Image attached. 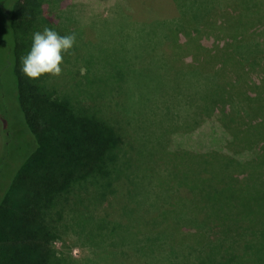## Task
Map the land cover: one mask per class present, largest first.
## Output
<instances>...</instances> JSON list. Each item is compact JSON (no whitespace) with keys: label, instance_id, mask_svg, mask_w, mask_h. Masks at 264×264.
Masks as SVG:
<instances>
[{"label":"rangeland","instance_id":"obj_1","mask_svg":"<svg viewBox=\"0 0 264 264\" xmlns=\"http://www.w3.org/2000/svg\"><path fill=\"white\" fill-rule=\"evenodd\" d=\"M173 1L69 0L65 4L62 0L61 10L54 16L61 17L56 19L64 35H76V46L92 42L95 34L110 45L115 42L114 25L104 17V9L110 11L115 5L129 18L163 17L161 24L170 22L178 30L176 41L168 31L163 46L153 44L160 40L156 29L161 26L151 34H130V43H141L137 46L151 50L152 58L154 52H161L163 63L158 66L129 77L118 71L114 74L113 68L103 65L93 70L111 85L101 105L128 148L124 146L118 155L124 166L112 181L109 202L65 206L85 220L86 232L91 228L84 217L86 206L90 221L106 224V229L94 230L93 241L72 232L56 242V250L68 253L69 249L74 260L95 252L88 244L100 246L110 241L107 251L126 255V264H166L165 249L180 245V240H172L173 231H181L186 220L211 228L212 238L219 237L222 230L227 235L232 230L236 236L247 231L252 238L263 237L264 229L256 225L262 217L257 209L264 203V56L255 52L264 46V0ZM177 1L187 6L186 14ZM42 10L51 16L45 5ZM100 15L104 18L98 21ZM85 47H75V53L97 55L96 50ZM109 49L111 58L121 62L112 54L115 49ZM133 61L130 58L129 63ZM61 77L62 82L68 80ZM246 94L253 101V113L244 104ZM11 98L1 93L0 109L12 106ZM222 106L229 108L224 116L218 112ZM232 134L236 135L233 139ZM25 143L24 135H17L11 151L3 155L6 165L11 156L21 157L19 151ZM173 207H179L178 219L169 223L157 219ZM158 223L161 225L155 226ZM168 224L170 232L164 229ZM258 254L264 264V252ZM111 260L125 263L124 258Z\"/></svg>","mask_w":264,"mask_h":264},{"label":"trees","instance_id":"obj_2","mask_svg":"<svg viewBox=\"0 0 264 264\" xmlns=\"http://www.w3.org/2000/svg\"><path fill=\"white\" fill-rule=\"evenodd\" d=\"M61 1L0 0V94L12 96V106L7 104L6 110L0 109V264H114L112 258L127 260V256L119 254V251L111 254V251H107L106 248H111L110 241L100 246L88 244L96 253L80 260L72 259L69 249L68 253L56 250V242L69 233H76L82 238L88 236L93 241L94 230L99 232L106 229L105 223L90 221L86 206L83 209L84 217L91 222V228L86 232L83 226L85 220L77 218L65 206L87 201L98 205L99 201H110L112 181L117 178L116 173L123 170L120 167L124 166L118 162V155L124 146L125 150L128 147L118 129L107 119L109 112L103 110L101 105L111 85H106L104 78L93 70L103 65L113 68L114 74L117 71L127 76L131 74L123 57L116 55L115 50L112 54L121 62L114 58L113 63L114 59L107 52L112 44L98 39L96 34L95 40L85 41L84 45L76 46V39L73 49L64 55L62 69L65 70L58 79L44 76L30 80L22 74L21 57L28 52L34 32L48 27L64 35V29L56 19L61 17H54L61 10ZM67 1L63 0V3ZM177 3L182 7L181 13L186 14L184 9L187 6L179 1ZM44 5L50 17L43 14ZM116 6L110 11L104 9L107 14L104 17L110 18L111 25H114L111 31L121 38L130 22L126 20L129 17L125 11L119 8L126 17L123 18ZM101 15L98 21L103 20ZM152 17L132 19V22L145 24L146 29L157 26L166 28L173 33L170 38L176 41L177 28L170 22L161 24L159 20L165 21L163 17L157 20ZM102 25H105V21ZM91 26L95 33L99 32L98 26ZM126 38L127 35L122 36V39ZM79 46L94 49L97 55L81 57L75 53V47ZM255 53L264 56V46H260ZM79 63L81 65L78 66ZM62 75L67 76L68 80L62 82ZM250 97L247 94L244 97V104L249 110L253 104ZM228 109L222 106L218 112L224 116ZM14 112L15 115L12 114ZM17 135H24L26 145L19 151L21 157L15 159L14 155L11 156L6 165L3 155L11 151ZM235 136L232 134V139ZM28 141L30 144H27ZM96 197L100 200H96ZM179 204L185 207V204ZM188 208L194 212L190 206ZM257 210L262 217L256 227L262 230L264 203ZM178 213L179 207L177 210L173 207L160 213L157 219L169 223L178 219ZM169 227L168 224L165 231L170 232ZM210 229L199 226L195 220L182 221V230H174L172 239L180 240V245H168L165 249L166 264H262L263 257L258 253L264 252V234L260 239L250 237L247 231L236 236L232 230L228 235L222 230L219 237L212 238ZM139 243H143V240ZM63 246L65 244L62 245L65 249Z\"/></svg>","mask_w":264,"mask_h":264},{"label":"clouds","instance_id":"obj_3","mask_svg":"<svg viewBox=\"0 0 264 264\" xmlns=\"http://www.w3.org/2000/svg\"><path fill=\"white\" fill-rule=\"evenodd\" d=\"M28 52L21 57V72L30 80L44 76L57 77L62 73L64 55L69 54L76 43L75 34L60 35L45 27L31 37Z\"/></svg>","mask_w":264,"mask_h":264},{"label":"crops","instance_id":"obj_4","mask_svg":"<svg viewBox=\"0 0 264 264\" xmlns=\"http://www.w3.org/2000/svg\"><path fill=\"white\" fill-rule=\"evenodd\" d=\"M132 19L134 20L136 18L126 19L130 23L128 25V28H126L122 36L124 37L125 35H127V38L122 39V36H120L121 38L118 37L117 39L113 40L115 42H112L111 44H112V48L115 49L116 55L123 57L124 63L126 67L129 69V73L131 72L132 74L138 75L146 71V67L148 68L149 66L155 67V66L162 64L163 57H162L161 52L157 51V52H154V56L152 58L151 50L146 51L140 48V46H137V44H141V43H136V42L134 44L130 43V40H129L130 34H133L134 36L138 35L140 32H146L148 34H151L154 32L156 28V27H153V28L146 29L145 24L143 25L141 23H138V24L134 23L132 22ZM156 32L161 34L160 37L158 36V39L160 38V40H158L157 43H153V44L154 46H158L160 44L161 46H163L167 40L166 38H167L168 30L166 28H162V29H156ZM130 58H134V61L131 63H129ZM158 60L160 62H158Z\"/></svg>","mask_w":264,"mask_h":264}]
</instances>
